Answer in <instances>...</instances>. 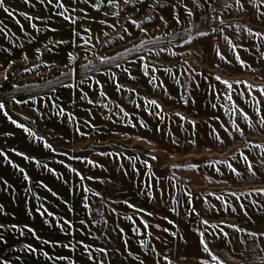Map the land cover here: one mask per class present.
<instances>
[{
  "label": "rangeland",
  "instance_id": "374dc122",
  "mask_svg": "<svg viewBox=\"0 0 264 264\" xmlns=\"http://www.w3.org/2000/svg\"><path fill=\"white\" fill-rule=\"evenodd\" d=\"M240 4L0 0V264H264V0Z\"/></svg>",
  "mask_w": 264,
  "mask_h": 264
},
{
  "label": "snow or ice",
  "instance_id": "6c2138e0",
  "mask_svg": "<svg viewBox=\"0 0 264 264\" xmlns=\"http://www.w3.org/2000/svg\"><path fill=\"white\" fill-rule=\"evenodd\" d=\"M49 2H51V0H49ZM110 2H113V3H114L115 0H110ZM130 2H131V0H125V3H130ZM236 3H237L238 5H240L241 8L243 7V5L240 4V0H236ZM59 6L62 7L63 5H59ZM5 11L7 12L8 10L5 9ZM188 14H189V15H192L191 12H189ZM177 22H179V21H178V18H177ZM131 23L136 24V21H131ZM248 31L251 32L250 29H249ZM205 34H206V33H203V32L198 33V35H200V36H203V35H205ZM256 35H260V34H259V33H256ZM186 42H187V41H186ZM233 48H235V46H233ZM222 58H223V57H222ZM106 59H108V58H102L101 63H104ZM141 59H143V58H141ZM116 66L119 67L118 64H117ZM84 67H87V65H85ZM148 67H149V66H148L147 64H144V65H143L145 75H148ZM124 71L127 72L128 70H127V69H124ZM6 78H7V77H5V79H6ZM86 78H87V77H86ZM215 79H216V80H221V77L217 76V77H215ZM97 83H99V82H97ZM223 83L226 84L228 88H231V87H232V85H231L230 83H228V81H223ZM262 93H264V90H262ZM228 98L231 99L230 96H229ZM148 103H149L150 105H154L156 108H160V107H161V106H160L155 100L148 101ZM257 103H259V101H257ZM3 108H4V105H3L2 103H0V109H3ZM177 115H179V113H177ZM243 115H244V118L247 120V119H248L247 114L245 113V114H243ZM181 119L183 120V119H185V118H184V117H181ZM13 123H15V121H13ZM191 123L193 124V127H195V122H191ZM261 123L264 124V120H262ZM18 127L23 128L24 126H23V125H18ZM25 130L28 131L27 129H25ZM236 130H237V131H240L239 128H237ZM226 131H227V129H226ZM217 138L219 139L218 134H217ZM46 147H51V146H50V145H46ZM152 159H156V157H152ZM145 163H147V162L145 161ZM149 167H150V165H149ZM229 167H231V165H229ZM249 167H251V165H249ZM25 178L27 179V177H25ZM81 178L83 179V177H81ZM262 191H264V190H262ZM149 215H151V214L149 213ZM129 219H131V218H129ZM170 223H171V221H170ZM203 223H204V224H207L208 222H207V221H203ZM2 227H3V226L0 225V228H2ZM147 227H148V225H147V223L145 222V228H147ZM157 227H158V226H157ZM164 231H168V229H165ZM173 235H174V234H173ZM225 235H227V234L225 233ZM251 235H256V234H251ZM200 236L202 237V239L200 240V244H201V246L203 247V250H204L205 252H208V251H209L208 243H207L206 240L203 239L204 233L201 232V233H200ZM81 243H82V242H81ZM141 243H143V242H141ZM84 247H85L86 250H88V249L90 248L89 245H84ZM33 251H35V250L33 249ZM99 251H100V252H106L105 249H99ZM45 255H47V254H45ZM88 258H89V260H94V257L91 255V252H90V251L88 252ZM213 259H215V257H213ZM5 264H7V262H5ZM100 264H103V262L101 261ZM169 264H171V261H169Z\"/></svg>",
  "mask_w": 264,
  "mask_h": 264
}]
</instances>
